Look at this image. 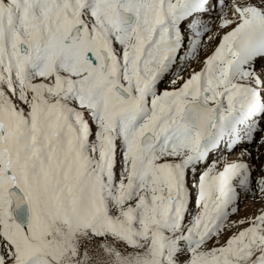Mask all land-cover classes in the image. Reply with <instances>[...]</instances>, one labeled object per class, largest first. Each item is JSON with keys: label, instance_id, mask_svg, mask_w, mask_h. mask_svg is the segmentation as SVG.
Wrapping results in <instances>:
<instances>
[{"label": "snow or ice", "instance_id": "1", "mask_svg": "<svg viewBox=\"0 0 264 264\" xmlns=\"http://www.w3.org/2000/svg\"><path fill=\"white\" fill-rule=\"evenodd\" d=\"M0 264H264V0H0Z\"/></svg>", "mask_w": 264, "mask_h": 264}]
</instances>
